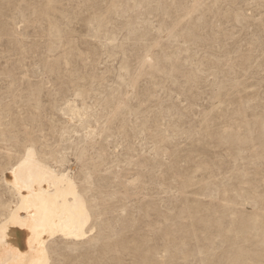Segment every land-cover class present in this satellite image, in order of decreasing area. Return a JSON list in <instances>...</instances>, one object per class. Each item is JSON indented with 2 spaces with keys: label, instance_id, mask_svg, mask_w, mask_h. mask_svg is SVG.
<instances>
[{
  "label": "rangeland",
  "instance_id": "1",
  "mask_svg": "<svg viewBox=\"0 0 264 264\" xmlns=\"http://www.w3.org/2000/svg\"><path fill=\"white\" fill-rule=\"evenodd\" d=\"M26 145L94 214L52 264H264V0H0V212Z\"/></svg>",
  "mask_w": 264,
  "mask_h": 264
},
{
  "label": "bare ground",
  "instance_id": "2",
  "mask_svg": "<svg viewBox=\"0 0 264 264\" xmlns=\"http://www.w3.org/2000/svg\"><path fill=\"white\" fill-rule=\"evenodd\" d=\"M2 181L13 200L0 212V264H52L55 238L77 241L88 233L94 214L75 174L44 161L34 146L23 148Z\"/></svg>",
  "mask_w": 264,
  "mask_h": 264
}]
</instances>
